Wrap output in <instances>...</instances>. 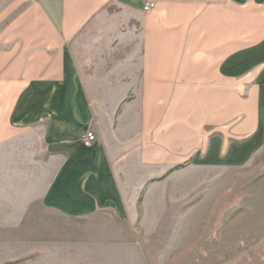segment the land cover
I'll list each match as a JSON object with an SVG mask.
<instances>
[{
  "label": "crops",
  "instance_id": "0c3cea01",
  "mask_svg": "<svg viewBox=\"0 0 264 264\" xmlns=\"http://www.w3.org/2000/svg\"><path fill=\"white\" fill-rule=\"evenodd\" d=\"M30 135L68 214L124 211L181 165L264 164V0H0V145Z\"/></svg>",
  "mask_w": 264,
  "mask_h": 264
},
{
  "label": "rangeland",
  "instance_id": "374dc122",
  "mask_svg": "<svg viewBox=\"0 0 264 264\" xmlns=\"http://www.w3.org/2000/svg\"><path fill=\"white\" fill-rule=\"evenodd\" d=\"M105 13L123 32L137 18L119 6ZM43 146L34 135L0 145V264H264L259 156L235 167L186 166L127 197L124 211L68 214L46 201L57 167Z\"/></svg>",
  "mask_w": 264,
  "mask_h": 264
},
{
  "label": "built area",
  "instance_id": "2783aa9c",
  "mask_svg": "<svg viewBox=\"0 0 264 264\" xmlns=\"http://www.w3.org/2000/svg\"><path fill=\"white\" fill-rule=\"evenodd\" d=\"M153 4H150V7H153ZM96 135L93 132H86L84 134V143L86 146H91L96 141Z\"/></svg>",
  "mask_w": 264,
  "mask_h": 264
},
{
  "label": "trees",
  "instance_id": "16d2710c",
  "mask_svg": "<svg viewBox=\"0 0 264 264\" xmlns=\"http://www.w3.org/2000/svg\"><path fill=\"white\" fill-rule=\"evenodd\" d=\"M184 167H185V165L178 166V167L174 168L171 172H173L175 170L183 169ZM166 177H167V175L162 177V178H160V179L154 180V181H161V180L165 179Z\"/></svg>",
  "mask_w": 264,
  "mask_h": 264
}]
</instances>
